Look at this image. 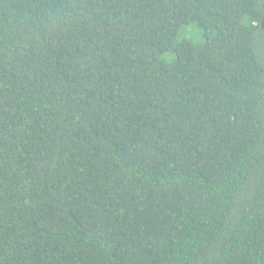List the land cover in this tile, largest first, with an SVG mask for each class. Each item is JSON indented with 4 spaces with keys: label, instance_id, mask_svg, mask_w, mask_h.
<instances>
[{
    "label": "trees",
    "instance_id": "trees-1",
    "mask_svg": "<svg viewBox=\"0 0 264 264\" xmlns=\"http://www.w3.org/2000/svg\"><path fill=\"white\" fill-rule=\"evenodd\" d=\"M0 264H264V0H0Z\"/></svg>",
    "mask_w": 264,
    "mask_h": 264
},
{
    "label": "rangeland",
    "instance_id": "rangeland-1",
    "mask_svg": "<svg viewBox=\"0 0 264 264\" xmlns=\"http://www.w3.org/2000/svg\"><path fill=\"white\" fill-rule=\"evenodd\" d=\"M181 38H189L198 43L204 42L205 40L202 30L193 23L180 29L178 39Z\"/></svg>",
    "mask_w": 264,
    "mask_h": 264
}]
</instances>
